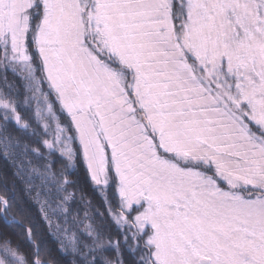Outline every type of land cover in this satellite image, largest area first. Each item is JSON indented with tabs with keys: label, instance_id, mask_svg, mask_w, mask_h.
<instances>
[{
	"label": "snow or ice",
	"instance_id": "1",
	"mask_svg": "<svg viewBox=\"0 0 264 264\" xmlns=\"http://www.w3.org/2000/svg\"><path fill=\"white\" fill-rule=\"evenodd\" d=\"M0 161V264H264V0H0Z\"/></svg>",
	"mask_w": 264,
	"mask_h": 264
},
{
	"label": "trees",
	"instance_id": "2",
	"mask_svg": "<svg viewBox=\"0 0 264 264\" xmlns=\"http://www.w3.org/2000/svg\"><path fill=\"white\" fill-rule=\"evenodd\" d=\"M0 170L6 171V172L8 173V175H9V177H11V170L8 169V168L4 165L3 161H0ZM81 177H82V179H83L84 182H85V190L88 191L89 194L91 195L90 189L87 187L86 177H84V174H83V173H81ZM21 195H23V194H21ZM95 199H98V198H95ZM33 211H34V210H33ZM41 227H42V225H41ZM48 242H49V246H50V247L54 246V245L52 244V242H51L50 239H49Z\"/></svg>",
	"mask_w": 264,
	"mask_h": 264
}]
</instances>
